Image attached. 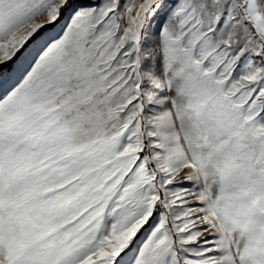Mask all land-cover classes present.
Masks as SVG:
<instances>
[{"label":"snow or ice","instance_id":"snow-or-ice-1","mask_svg":"<svg viewBox=\"0 0 264 264\" xmlns=\"http://www.w3.org/2000/svg\"><path fill=\"white\" fill-rule=\"evenodd\" d=\"M0 264H264V0H0Z\"/></svg>","mask_w":264,"mask_h":264},{"label":"rangeland","instance_id":"rangeland-1","mask_svg":"<svg viewBox=\"0 0 264 264\" xmlns=\"http://www.w3.org/2000/svg\"><path fill=\"white\" fill-rule=\"evenodd\" d=\"M143 239H144V236H143V235H141V236H140V238L137 240V244H139V243H140V241H141V240H143Z\"/></svg>","mask_w":264,"mask_h":264}]
</instances>
